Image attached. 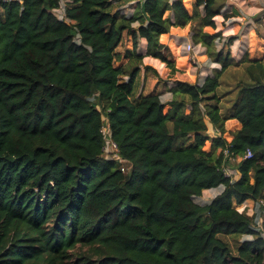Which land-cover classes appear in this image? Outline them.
I'll list each match as a JSON object with an SVG mask.
<instances>
[{"label":"trees","instance_id":"trees-1","mask_svg":"<svg viewBox=\"0 0 264 264\" xmlns=\"http://www.w3.org/2000/svg\"><path fill=\"white\" fill-rule=\"evenodd\" d=\"M131 2L132 14L114 11ZM224 7L222 0H193L191 12L184 0L4 5L0 264H264V223L237 210L264 201V65L251 62L249 81L224 112V73L251 61L216 50L215 19L238 15ZM188 26L220 68L194 84L177 81L167 103L158 93L138 95L144 58L180 72L161 38ZM125 34L132 49L122 54ZM103 117L123 165L104 155ZM229 121L238 122L231 131ZM213 189L221 191L209 204L196 202ZM229 237L243 238L235 254Z\"/></svg>","mask_w":264,"mask_h":264},{"label":"rangeland","instance_id":"rangeland-1","mask_svg":"<svg viewBox=\"0 0 264 264\" xmlns=\"http://www.w3.org/2000/svg\"><path fill=\"white\" fill-rule=\"evenodd\" d=\"M192 2L193 0H184V4L190 12L192 11ZM222 2L224 3V10L226 12L231 14L232 11H236L238 15L230 19H224L221 16L215 19L217 32H222V39L216 41V50L223 51L224 54L230 52L231 56L236 61H240L243 57L251 60L239 67H231L224 73L218 95L223 97L222 107L225 112L237 98V85L240 82L249 81L250 76L248 68L252 64L251 62L258 61L262 62L264 65V0H222ZM124 5H126V3L116 4L114 6V11H121V14L125 15L132 14L133 9H129L132 5L122 8ZM170 36L171 33L167 37H162L161 42L168 44ZM191 37V27L188 26L185 29H181V31L176 33L170 40V49L180 72L176 75H171L170 70L166 67L164 71L160 69L161 73L159 75L155 74L153 71H149L145 80H142L141 75L137 91L138 95L141 93L143 95L158 93L161 95L162 101L167 103L171 99V94H168L169 88L173 87L177 81L194 84L203 81L206 76L212 75L215 69L220 68V65L214 63L206 56V49L204 47L193 44ZM229 38L235 39L231 47L227 44ZM190 43L194 45V50L188 52L187 48ZM142 47L143 45L141 42L139 50ZM127 48L132 49V41L131 38L125 34L118 52L124 54ZM126 62L127 59H124L120 64ZM152 80L157 81V83L155 84ZM105 126H108V124L106 123ZM235 126L233 121H229L227 130L231 131L235 129ZM113 155V152H105L106 158H112ZM228 170L231 171V169ZM220 191L221 189L206 191L200 198L196 199V202L200 205L209 204ZM238 208H240V206H238L237 209ZM239 211H241V209ZM245 212H247V210ZM224 239L230 244L234 254L236 253V248L239 243L243 241V238L235 237Z\"/></svg>","mask_w":264,"mask_h":264},{"label":"built area","instance_id":"built-area-1","mask_svg":"<svg viewBox=\"0 0 264 264\" xmlns=\"http://www.w3.org/2000/svg\"><path fill=\"white\" fill-rule=\"evenodd\" d=\"M20 3L22 4L24 2V0H0V12L3 11V7L4 5H8V4H11V3ZM65 2H62V7L61 9L57 10V14L59 15L60 19H63L64 16H65ZM194 50V45L192 43L188 44V48H187V51L188 52H191ZM103 120H104V127L102 129V134H103V137H104V142H105V146H104V155H105V152H113L114 155L112 158H107V159H112V160H117L118 162H120L122 165L124 164V160L120 157L119 153H118V145L113 141L112 139V133L109 129V125L108 126H105L106 123L108 124V120L106 117H103ZM225 154H227V151L225 152ZM253 157V154L251 151H247L246 155H245V159H250ZM240 159H232V163H235V162H239ZM230 168H227L225 169V173L228 177H232L234 176V171L231 169L228 170ZM122 172H126V168L125 166H122L121 168ZM246 212V214L250 217H255V221H256V224L257 226L261 227L262 226V223H264V201H259V202H254L252 200V204L251 206H248V204H243L242 205V211H239V212Z\"/></svg>","mask_w":264,"mask_h":264},{"label":"crops","instance_id":"crops-1","mask_svg":"<svg viewBox=\"0 0 264 264\" xmlns=\"http://www.w3.org/2000/svg\"><path fill=\"white\" fill-rule=\"evenodd\" d=\"M134 4H136V2H131V3H127L126 5H124V6H122V8H124V7H127V6H131L132 5V7L130 8L129 7V9H133L134 10ZM121 9V8H120ZM131 12V11H130ZM181 31V29H172L171 30V36H170V40H171V38H173V36L174 35H176V33H179ZM168 35H165L164 37H167ZM169 40V43L167 44L169 47L171 46V41ZM141 42H142V45H143V47L140 49V50H138L139 51V53L140 54H145V52H146V41L145 40H141ZM164 44H166V43H164ZM141 45V44H140ZM128 49V48H127ZM143 64H144V66H149V67H151L153 70H155L156 72H157V74L159 75L161 72V70H165V68H166V66H165V64H163L162 62H160L159 60H157V59H154V58H150V57H146V58H144V60H143ZM161 69V70H160ZM162 71V72H163ZM148 73V72H147ZM147 73H145V71H144V67H143V71H142V80H145V77L146 76H148V74ZM149 81V80H148ZM152 82H154L155 84L157 83V81H155V80H152ZM154 84V85H155ZM167 90V89H166ZM168 91V90H167ZM169 95H170V93H168ZM170 98L172 99V96L170 95ZM170 99V100H171ZM169 100V101H170ZM234 123H235V125H237L238 124V122H236V121H233ZM226 125H228V122H227V124ZM213 190H218V189H213ZM220 190V189H219ZM209 191V190H208ZM206 192V191H205ZM244 204H248V206H251V204H252V200H248V201H246ZM238 207V206H237ZM241 209V211H242V205H240V208H238L237 210L239 211Z\"/></svg>","mask_w":264,"mask_h":264}]
</instances>
